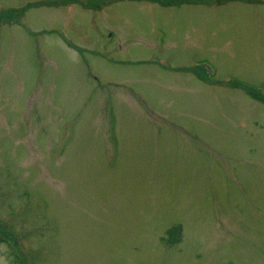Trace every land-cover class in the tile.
<instances>
[{"label": "rangeland", "instance_id": "obj_1", "mask_svg": "<svg viewBox=\"0 0 264 264\" xmlns=\"http://www.w3.org/2000/svg\"><path fill=\"white\" fill-rule=\"evenodd\" d=\"M50 1L0 0V264H264V0Z\"/></svg>", "mask_w": 264, "mask_h": 264}, {"label": "trees", "instance_id": "obj_2", "mask_svg": "<svg viewBox=\"0 0 264 264\" xmlns=\"http://www.w3.org/2000/svg\"><path fill=\"white\" fill-rule=\"evenodd\" d=\"M111 2H114L112 0H110ZM115 1H118V0H115ZM141 1H147V2H157L161 5H167L169 4L170 2L174 1V4H181V3H184V2H190L192 0H141ZM219 1V0H218ZM72 2H76V3H81L83 6H89L91 3L90 1H87V2H79L78 0H72ZM206 2V1H204ZM106 3V1H105ZM49 4H52V5H59V3L57 2H51ZM31 5V4H29ZM33 6L37 5V4H32ZM104 6V5H103ZM29 7V6H28ZM99 7L95 8V9H98ZM24 12V9L23 10H15V9H10V10H7L6 12L3 11V12H0V22H6V21H9L11 18H13V16H20L22 13Z\"/></svg>", "mask_w": 264, "mask_h": 264}]
</instances>
